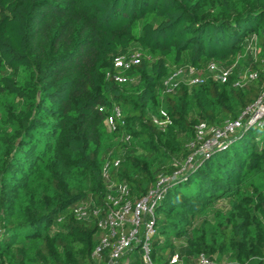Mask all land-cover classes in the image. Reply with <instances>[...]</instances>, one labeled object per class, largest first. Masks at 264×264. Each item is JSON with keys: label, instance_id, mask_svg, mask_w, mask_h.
Masks as SVG:
<instances>
[{"label": "trees", "instance_id": "1", "mask_svg": "<svg viewBox=\"0 0 264 264\" xmlns=\"http://www.w3.org/2000/svg\"><path fill=\"white\" fill-rule=\"evenodd\" d=\"M251 37L256 58L235 65ZM133 42L140 62L118 83L107 73ZM209 62L233 66L227 82L163 91L175 68L206 75ZM248 72L257 77L235 87ZM263 89L264 0H0V264H104L91 257L97 219L73 207L105 202L102 169L115 159L109 178L131 198L170 173L153 208V261L264 264V115L172 175L196 125L236 119ZM114 106L123 123L111 129ZM161 109L164 127L152 120ZM136 250L121 262L137 264Z\"/></svg>", "mask_w": 264, "mask_h": 264}, {"label": "built area", "instance_id": "2", "mask_svg": "<svg viewBox=\"0 0 264 264\" xmlns=\"http://www.w3.org/2000/svg\"><path fill=\"white\" fill-rule=\"evenodd\" d=\"M255 39V38H254ZM250 44L248 45L249 48ZM252 46V45H251ZM250 49V48H249ZM256 46L253 47L251 55L256 58ZM139 52H130L114 59V72L107 73L118 83L131 81L132 78L125 75L133 65L140 62ZM232 67H223L215 62H209L204 75L193 66L185 65L174 69V71L162 80V87L165 93L172 92L179 83L187 85L201 84L207 78L220 83L227 82ZM257 77L256 72L243 73L234 83L235 87H243L249 81ZM101 110V109H100ZM162 118L153 116V122L164 127L171 123L170 117L161 109ZM264 115V89L258 98L244 110L240 112L234 120H226L222 126H209L202 121L195 126V142L189 144L192 152L187 158L178 164V169L173 172V176L182 173L194 164L197 155H208L216 146H219L229 136L234 134L243 125L251 124ZM121 110L114 106L112 114L108 117V124L111 129H115L117 121H121ZM123 123V121H121ZM125 141L130 140V136L124 137ZM120 160L107 161L102 169V174L107 186L105 202L98 205L93 200H83L73 207V213L78 219L87 220L91 216L97 219V227L100 230V238L93 248L91 257L95 262L104 261V264H126L121 262L122 257L133 246H140L142 251L143 264H185L179 252L173 253L168 258V262H158L152 260V237L155 233L153 208L162 193L170 176H159L158 180L148 192L138 198H131L130 189L126 183H115L109 178L110 166H118ZM189 264H217L214 259L204 253L198 254L192 263ZM229 264V263H225Z\"/></svg>", "mask_w": 264, "mask_h": 264}, {"label": "rangeland", "instance_id": "3", "mask_svg": "<svg viewBox=\"0 0 264 264\" xmlns=\"http://www.w3.org/2000/svg\"><path fill=\"white\" fill-rule=\"evenodd\" d=\"M250 44V46H249V48H248V45ZM137 44L135 43V42H133L132 44H131V48H132V51L133 52H138V49H137V46H136ZM252 45V46H251ZM254 46H256V41H255V39H254V37H251L249 40H248V42H247V44H246V46H245V49H244V52L243 53H239V54H237V56L235 57V65L237 64V61L239 62L240 61V59L241 58H246V56L247 55H249V54H251V52L253 51V47ZM256 49H257V46H256ZM256 54H257V50H256ZM111 154V151H109L107 154H106V157L108 158V156ZM166 175H170V173H167ZM132 259L134 260V259H136L138 262H137V264H143V262H142V255H141V252L140 251H138V250H136V251H134V253H133V255H132ZM166 258L164 257L163 258V260H165ZM192 259L193 258H191V263H192ZM162 262H164V261H162ZM156 263H158V262H156ZM225 263H228V262H225ZM225 263H222V264H225Z\"/></svg>", "mask_w": 264, "mask_h": 264}]
</instances>
